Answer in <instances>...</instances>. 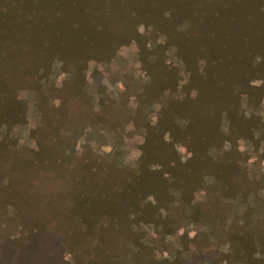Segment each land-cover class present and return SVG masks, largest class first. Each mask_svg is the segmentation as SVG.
I'll return each mask as SVG.
<instances>
[{"label": "rangeland", "instance_id": "rangeland-1", "mask_svg": "<svg viewBox=\"0 0 264 264\" xmlns=\"http://www.w3.org/2000/svg\"><path fill=\"white\" fill-rule=\"evenodd\" d=\"M263 252L264 0H0V264Z\"/></svg>", "mask_w": 264, "mask_h": 264}, {"label": "trees", "instance_id": "trees-1", "mask_svg": "<svg viewBox=\"0 0 264 264\" xmlns=\"http://www.w3.org/2000/svg\"><path fill=\"white\" fill-rule=\"evenodd\" d=\"M72 5L75 6L76 3L73 2ZM41 24H44V25H45L46 22L43 21ZM97 24H98V23H97ZM78 26H79V25L76 24V25H75V28H77ZM95 30H96V32H98V31H99V28L97 27V28H95ZM87 36H88V35L85 34V35L83 36V40H87ZM61 42H62V45H63V46L67 43L66 40H62ZM114 44H115V43H114ZM114 44H112V45H114ZM112 45H111V46H112ZM263 254H264V252H263ZM176 259H177V260H175V261L173 262V264H182V263L180 262L181 260H180L179 258H176ZM96 262H97V261H96ZM103 263H104V261H100V262L95 263V264H103ZM242 263H243V264H246L245 261H242ZM247 264H249L248 261H247Z\"/></svg>", "mask_w": 264, "mask_h": 264}]
</instances>
